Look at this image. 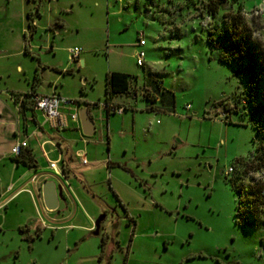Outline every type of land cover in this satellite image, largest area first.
I'll return each mask as SVG.
<instances>
[{"label": "rangeland", "instance_id": "obj_1", "mask_svg": "<svg viewBox=\"0 0 264 264\" xmlns=\"http://www.w3.org/2000/svg\"><path fill=\"white\" fill-rule=\"evenodd\" d=\"M205 1L0 0L3 94L28 89L38 55L46 63L59 59L62 64L68 49L78 48L83 64L78 72L72 64L73 76L60 84L72 97L78 95L79 79H85L81 93L97 107L93 136L60 133L76 142L74 150L86 154L85 167L73 159L70 189L73 193L80 180L89 186L94 197H85L88 204L82 208L92 221L79 213L72 218L71 208L48 213L40 203L39 217L31 208L22 213L9 209L0 216V264H106L110 251L108 264H264V227L235 223L238 195L229 180L238 177V182L248 184L240 165L252 156L257 138L244 100L245 79L230 65L209 59L207 32H221L223 13L210 16L201 11ZM238 9L264 51V0H237L230 12ZM35 10L39 16L33 15ZM27 12L38 26L59 19L66 30L30 32ZM140 34L143 67H137L133 58ZM50 41L56 57L48 49ZM24 46L28 54H23ZM107 71L127 74L149 86L151 78L160 80L174 96V109L153 114L144 110L147 102L140 96L116 95L118 101L132 105L124 106L121 115L109 116L106 123L103 79ZM53 76L49 71L38 73L42 90ZM133 93L134 84L128 95ZM107 161L113 164L110 170ZM228 167L233 173L226 176ZM44 179L37 181L38 188ZM140 179L145 180V190L137 184ZM113 188L125 210L115 202ZM103 211L107 214L97 236L92 230H80L79 226L93 227ZM38 221L66 227L53 235L42 229L34 237ZM19 224L28 229L27 234H20ZM104 235L115 237L117 246L106 243L98 262Z\"/></svg>", "mask_w": 264, "mask_h": 264}, {"label": "crops", "instance_id": "obj_2", "mask_svg": "<svg viewBox=\"0 0 264 264\" xmlns=\"http://www.w3.org/2000/svg\"><path fill=\"white\" fill-rule=\"evenodd\" d=\"M37 13H38L37 16H39L40 14L38 10ZM55 23L57 24L56 27L54 26ZM33 24H34V31L36 30L47 31L52 34H55L58 32H64L66 30L63 29L64 26L61 23V20L59 19H53L52 21L46 22L44 26H38V20L34 19ZM48 49L49 51L51 50L53 52L54 54L53 57H56L55 50L53 47V42L51 41L49 42ZM36 63L37 64L33 75L36 74L37 81H33V75H32V81L29 84V87L26 91L19 92L14 90H9V91L6 90L4 92L5 93L4 95L3 92L0 90V96L6 98L3 100L0 99V216L1 217L5 216L9 209L22 213V211L25 208L33 209L38 215L40 214L37 213L38 203H40L42 205L43 210H45L40 196V188L36 186L37 181L41 177H44L45 179L42 181L44 182L53 181L55 185H57L60 188L61 194L58 201V207L56 210L57 212L71 208L72 218H75L76 214L79 213L80 215H83V217L86 218L89 222H91L92 220L89 217H86V214H84L82 208L83 204L85 203L86 205L88 204L87 200H85V197H88V195L94 197L91 189L87 184H85L84 180H80V179L77 187L74 188L73 193L70 189V170L72 169L71 165L73 163V159L74 158L77 159L76 154L78 153L76 150L73 149V146H75L74 144H76V142L69 138L64 139L60 134L61 132H69L71 135H73L74 138H85V139L88 138L82 135L80 124L77 125L69 121L68 127L63 130L57 131L50 129L49 126L44 123L43 117L39 112L33 111L31 109H27L22 112H19L17 106L18 103H16L12 97L13 94H22L28 92L30 90V87L32 86L35 94L49 95L54 93L61 97L71 99L75 101L76 106L64 107L61 108L60 111L68 115L74 112L75 110H77L78 112L80 108H85L88 111V115L93 121L94 124L93 135H94L96 132V123H95V119L93 118V114L97 107L95 106L96 103L94 101H89L85 99V95L81 93L83 89L82 87H84L86 80L79 79L80 83L79 82L78 83L80 85V88L78 86L79 88L78 95L72 97L67 95L65 90H63L64 88L60 84L61 79H64L67 76H71V77L73 76L72 64L76 66L78 72L79 66L83 64V61L81 60L79 55L77 62L70 61L67 56L65 62L62 64L59 59H56L53 63H46L45 61H42L41 57L38 55V58L36 57ZM46 71L53 72L54 76L53 79H50L47 82V87L42 90L40 88L41 83L38 79V73L40 74ZM107 72H115V71H107ZM132 84L135 85V93H133L135 95L126 94L125 96H129L131 98H136L137 96H140V98L143 99L142 90L143 87H146V85H147L146 88H149L148 83L138 82L137 79H134L132 81ZM163 88L166 89L165 87ZM103 92H104V88H103ZM173 100H174V96H173ZM111 103L115 105H123V106L132 105L130 102L127 101H118L116 97L112 98ZM153 105H154L153 108L150 110L147 103L146 105H144V110L146 112L153 114L158 113L160 109L158 110V106H156V104ZM173 109H174V103H173ZM103 112L104 115L106 116L105 120L107 123L109 116H112V114L108 115L105 111ZM161 112H163L162 108H161ZM50 131H52L53 134L52 133L49 134ZM3 134L5 136H2ZM22 141H24L26 144V146L23 149H21L22 156H18V157L13 156L11 154L12 147L16 143ZM82 142L85 143L86 141L82 140ZM26 152H28L30 155V161H27L26 159ZM84 157L86 159L85 153H84ZM48 161L56 162L57 167L60 170L59 177L53 176V172L48 169L47 167ZM78 165L80 167L87 166L88 165L87 159L85 165H82L78 160ZM112 166L113 164L109 163V161L106 162V168L108 170H110ZM117 167L119 166L117 165ZM121 168L126 173H129L131 177L133 176L132 174L133 172H131L130 169L128 170L126 165H123ZM46 172H51L52 175L45 174ZM152 176H154V174ZM144 182L145 180L140 179L137 183L139 187L141 186L143 188V190H145V186L142 185ZM108 187L111 190L109 183H108ZM115 192L117 194L115 195L113 193L115 202L118 205H120L123 210H125L122 201L120 200L121 197L119 193L117 191ZM40 225L41 228L39 227ZM63 227L66 226L53 227L43 221H38L35 229L40 228V230L42 229L49 230L52 231V235H53L56 229ZM79 228L83 232L92 230V226L90 227L79 226ZM19 229L22 230V234H27L28 232V229L24 225L22 226L21 224H19L17 230L19 231ZM24 236H28V235H24ZM111 238L112 240L107 243H110L112 247L113 245L117 246V241L115 237L111 236ZM131 240L128 241V244L126 245L125 257H127L129 254ZM98 246L100 247V245ZM109 253H111V251Z\"/></svg>", "mask_w": 264, "mask_h": 264}, {"label": "trees", "instance_id": "obj_3", "mask_svg": "<svg viewBox=\"0 0 264 264\" xmlns=\"http://www.w3.org/2000/svg\"><path fill=\"white\" fill-rule=\"evenodd\" d=\"M235 2L237 0H206L202 3L201 11L210 16H215L219 11L223 13L221 32L217 34L207 32L206 43L210 53L209 59L213 57L219 63L230 65L234 73L242 74L245 79L244 100L248 105L251 126L257 137L252 156L240 165V173L246 174L248 171L264 167V51L259 43L251 37V32L244 23L240 9L233 13L230 12L232 4ZM33 15H38L37 10ZM33 15L30 12L25 14L26 26L30 32L34 31ZM54 26L56 27L57 24L55 23ZM23 54H28L25 46ZM134 79L135 77L124 73H105L104 103L111 104L112 98L116 95L129 94ZM33 81H37L36 74L33 75ZM151 81L152 85H148L149 88L143 87V99L148 103L150 110L153 108V104H156L158 110L160 109L159 112H161V108L162 111H169V107L173 108V94L163 88L160 80L151 78ZM34 94L31 86L28 92L12 95L13 100L18 103L19 112L27 109L32 110L30 98ZM105 112L109 115L107 110ZM18 156H22L21 151L16 157ZM26 159L30 161L28 152H26ZM239 179L238 177L229 179L231 187L238 195L234 213L235 223L245 228L264 227V217L261 219V216H264V181L243 185L237 181ZM116 228V223H114L113 235L116 234ZM40 231L36 228L34 237H38ZM19 232L22 233V230L19 229ZM132 236L133 228L128 241ZM24 239L33 240L28 236H24ZM106 240L111 241V236L104 235L100 238L101 254L98 257V262L104 255L103 247L107 243ZM110 256L111 253L105 256L106 264L109 263Z\"/></svg>", "mask_w": 264, "mask_h": 264}, {"label": "built area", "instance_id": "obj_4", "mask_svg": "<svg viewBox=\"0 0 264 264\" xmlns=\"http://www.w3.org/2000/svg\"><path fill=\"white\" fill-rule=\"evenodd\" d=\"M32 25L33 21H32ZM144 45V40L142 34L137 36L136 44L137 50L133 54V58L135 60V64L137 67H143V59H144V51H142L140 48ZM80 55V49L78 48H71L68 49V59L73 62H77ZM31 101V108L33 111L39 112L44 120V123L49 126L50 129L53 130H63L68 127L69 121H71L74 124H79L78 119V112L75 110L74 112L66 115L63 112H61V108L69 107V106H76L75 101L61 97L57 94H49V95H38L34 94L30 98ZM104 110H107L109 114L112 115H121L123 114L125 108L123 105H115V104H103ZM185 109L188 110L189 106L186 105ZM26 146L25 142H18L16 143L12 149L11 154L13 156H17L21 149H23ZM77 159L82 165L86 164V159L84 157L83 152H78L76 154ZM47 167L50 171L53 172V176H60V170L57 167L56 162L48 161ZM233 173V168L228 167L225 175L229 176ZM246 181H248V184L251 183H257V182H263L264 181V167L259 168L254 171H248L245 174Z\"/></svg>", "mask_w": 264, "mask_h": 264}, {"label": "water", "instance_id": "obj_5", "mask_svg": "<svg viewBox=\"0 0 264 264\" xmlns=\"http://www.w3.org/2000/svg\"><path fill=\"white\" fill-rule=\"evenodd\" d=\"M135 95V94H133ZM78 119L80 124L81 133L85 137H91L94 133V124L88 111L85 108H80L78 110ZM60 188L55 185L53 181L43 182L40 186V196L43 203V207L48 212H53L57 210L58 201L60 198ZM105 220V215L100 214L94 221L91 234L93 236L98 235L100 225Z\"/></svg>", "mask_w": 264, "mask_h": 264}, {"label": "flooded vegetation", "instance_id": "obj_6", "mask_svg": "<svg viewBox=\"0 0 264 264\" xmlns=\"http://www.w3.org/2000/svg\"><path fill=\"white\" fill-rule=\"evenodd\" d=\"M102 213H103L105 216H106V214H107V212H106V211H103Z\"/></svg>", "mask_w": 264, "mask_h": 264}]
</instances>
